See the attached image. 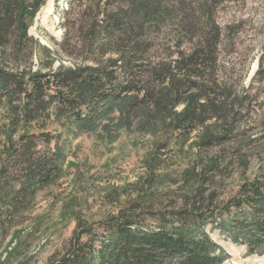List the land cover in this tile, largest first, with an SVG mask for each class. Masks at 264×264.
Segmentation results:
<instances>
[{
  "label": "trees",
  "instance_id": "1",
  "mask_svg": "<svg viewBox=\"0 0 264 264\" xmlns=\"http://www.w3.org/2000/svg\"><path fill=\"white\" fill-rule=\"evenodd\" d=\"M47 1L0 0V229L61 180L65 134L111 139L135 125L185 140L200 127L196 143L207 150L231 127V110L220 128L208 124L226 113L209 94L221 89L222 37L209 0H70L60 46L82 60L56 69L52 50L29 34ZM200 153L184 171L195 188L181 207L136 198L97 221L77 216L47 264H222L230 256L205 228L218 218L232 242L264 256V169L220 197L215 175L225 160ZM250 159L241 155L236 167L246 173Z\"/></svg>",
  "mask_w": 264,
  "mask_h": 264
},
{
  "label": "rangeland",
  "instance_id": "2",
  "mask_svg": "<svg viewBox=\"0 0 264 264\" xmlns=\"http://www.w3.org/2000/svg\"><path fill=\"white\" fill-rule=\"evenodd\" d=\"M69 1L53 0L52 13H48V0L29 29L35 40L52 50L54 69L60 63L74 66L82 60L76 54L66 55L60 46ZM207 8L214 12L222 30L216 74L221 89H210L209 94L223 103L225 112L231 110V127L219 130L227 136L224 144L199 149L200 127L185 140L169 139L164 130L143 132L135 125L131 130L120 129L118 137L111 139L65 134L70 145L63 177L41 190L29 211L3 224L0 264H47L54 253L64 250L77 216L97 221L136 198L158 209L181 207L195 188L184 171L192 166L196 152L201 156L200 151H207L225 160L221 162L223 171L215 175L220 197L231 196L245 178L252 179L264 169V0H209ZM38 64L35 59V68ZM227 113H218L217 118L222 115L223 119L213 118L208 124L214 122L220 128ZM245 154L251 156L246 173L236 167L238 157ZM222 220L205 225L211 238L230 256L222 264H264V256L249 255L244 245L227 237L218 226Z\"/></svg>",
  "mask_w": 264,
  "mask_h": 264
},
{
  "label": "bare ground",
  "instance_id": "3",
  "mask_svg": "<svg viewBox=\"0 0 264 264\" xmlns=\"http://www.w3.org/2000/svg\"><path fill=\"white\" fill-rule=\"evenodd\" d=\"M52 3H53V0H49V2H48L49 7H48V10H47L48 13H52Z\"/></svg>",
  "mask_w": 264,
  "mask_h": 264
}]
</instances>
